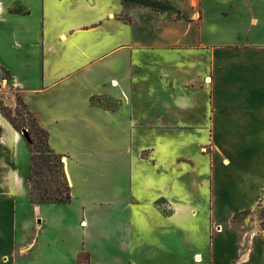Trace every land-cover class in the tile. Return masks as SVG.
<instances>
[{
    "label": "crops",
    "instance_id": "crops-1",
    "mask_svg": "<svg viewBox=\"0 0 264 264\" xmlns=\"http://www.w3.org/2000/svg\"><path fill=\"white\" fill-rule=\"evenodd\" d=\"M0 79L65 157L71 197L30 201L0 114V264H222L213 228L241 203L214 162L256 166L264 0H0ZM232 240L227 264H264V241Z\"/></svg>",
    "mask_w": 264,
    "mask_h": 264
},
{
    "label": "rangeland",
    "instance_id": "rangeland-1",
    "mask_svg": "<svg viewBox=\"0 0 264 264\" xmlns=\"http://www.w3.org/2000/svg\"><path fill=\"white\" fill-rule=\"evenodd\" d=\"M1 77L5 78V74L3 73ZM0 114L9 122H12L19 133L22 129H26L27 131V137L24 138L22 136L24 142L22 150L24 154L21 156L24 162L30 160L29 168L32 165V157L35 163L32 167L33 171L30 172V169L28 171V173L30 172V182L27 184V189L28 193L29 191L33 192L31 198L36 200L39 195L52 200L64 197L67 189L62 160L65 157L60 155L54 156L47 146L44 134L37 127L33 117L26 111L21 102L16 101V106L13 109L6 108L0 102ZM254 130L255 141L249 143L251 150L248 155L253 157V152H256V166L251 172L245 171L246 169L242 168L243 164L239 168L233 166L231 168L227 166L220 168L214 162L215 180L219 188L221 183L223 185L220 192L224 193V195L227 192L239 195V202L241 203V205L236 206L235 200L230 205V208L234 212L228 221L226 218L228 214H231V209L228 208L229 205L221 204V209H227L228 214L221 217L225 218L223 223H219L213 228L214 233L222 231V237L220 241L218 240L219 244L217 246V255L220 257L222 264H227L230 261L228 260L229 252L226 249V245L230 241H233L232 235L241 249H243L244 244L250 239L253 241H264V112H260V116H258L255 122ZM218 148L222 153L226 152V147L222 143L218 144ZM203 152L210 154V147H205ZM215 158H218L217 153H215ZM228 181H232L235 185L237 184L231 191H228L225 186V183H228ZM254 246L255 244L252 245V248ZM208 252L210 253V249ZM81 260L85 262L84 256L81 257ZM205 264H211V260L208 258ZM230 264H238L237 255L231 257Z\"/></svg>",
    "mask_w": 264,
    "mask_h": 264
},
{
    "label": "trees",
    "instance_id": "trees-1",
    "mask_svg": "<svg viewBox=\"0 0 264 264\" xmlns=\"http://www.w3.org/2000/svg\"><path fill=\"white\" fill-rule=\"evenodd\" d=\"M19 101V100H18ZM20 102V101H19ZM22 104V103H21ZM12 126H13V128L18 132V130L16 129V126L12 123V122H9ZM42 132V131H41ZM43 133V132H42ZM44 134V133H43ZM44 136H45V139H46V135L44 134ZM46 142H47V140H46ZM47 146H48V144H47ZM48 148H49V146H48ZM50 149V148H49ZM51 151V150H50ZM52 152V151H51ZM53 153V152H52ZM54 154V153H53ZM54 156H59V155H56V154H54ZM32 159V165L30 166V172H32L33 171V166H34V159H33V157L31 158ZM29 172V173H30ZM27 174L26 175V177H25V182H26V184H29V182H30V174ZM66 189H67V191H66V193H65V196L64 197H59V198H55V199H49V198H44L43 197V195H39V197L38 198H36V200H34V199H32L31 197H32V195H33V192L32 191H29V196H30V201L31 202H33V203H40V204H42V203H67V202H69L70 201V188H69V186H68V184H67V182H66ZM82 256H84V260H85V262H83L82 260H81V257ZM77 264H88V256L87 255H81L80 257H79V259H78V263Z\"/></svg>",
    "mask_w": 264,
    "mask_h": 264
},
{
    "label": "water",
    "instance_id": "water-1",
    "mask_svg": "<svg viewBox=\"0 0 264 264\" xmlns=\"http://www.w3.org/2000/svg\"><path fill=\"white\" fill-rule=\"evenodd\" d=\"M20 134H21L24 138H26V137H27V131H26V129H22L21 132H20Z\"/></svg>",
    "mask_w": 264,
    "mask_h": 264
},
{
    "label": "bare ground",
    "instance_id": "bare-ground-1",
    "mask_svg": "<svg viewBox=\"0 0 264 264\" xmlns=\"http://www.w3.org/2000/svg\"><path fill=\"white\" fill-rule=\"evenodd\" d=\"M196 259H197V261H199V257H197Z\"/></svg>",
    "mask_w": 264,
    "mask_h": 264
}]
</instances>
